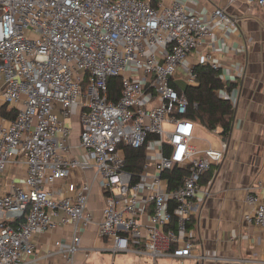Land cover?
<instances>
[{
    "label": "built area",
    "instance_id": "obj_1",
    "mask_svg": "<svg viewBox=\"0 0 264 264\" xmlns=\"http://www.w3.org/2000/svg\"><path fill=\"white\" fill-rule=\"evenodd\" d=\"M240 2L264 8V0H229ZM237 27L223 9L206 20L180 2L0 0V96L18 112L13 121L0 116V264H36L34 234L71 224L75 234L62 254L72 260L80 222L91 220V186L69 183L61 200L48 188L90 167L105 200L99 235L114 240V252L217 259L194 254L190 224L205 176L223 163L228 143L220 129L187 117L185 90L198 86L190 63L197 53L199 65L220 73L218 96L236 106L238 90L229 87L243 69L228 74L206 45L217 29ZM113 78L121 80L117 100ZM78 111L85 156L74 154L62 119ZM127 149L145 151L140 172L127 169ZM13 166L26 176L6 190L3 176ZM245 208L244 220L264 231V195L248 189Z\"/></svg>",
    "mask_w": 264,
    "mask_h": 264
},
{
    "label": "crops",
    "instance_id": "obj_2",
    "mask_svg": "<svg viewBox=\"0 0 264 264\" xmlns=\"http://www.w3.org/2000/svg\"><path fill=\"white\" fill-rule=\"evenodd\" d=\"M154 1L155 5L165 7L180 2L190 12L203 14L206 20L216 9H223L238 20L235 31L222 34L217 29L215 42L208 40L206 45V52L216 53L225 65V72L238 75L241 67L243 75L232 84L238 90V98L233 130L226 138L228 150L223 163L213 167L205 176L202 191L194 201L190 224L194 232V254L205 251L217 259L204 263L194 258L153 260L147 255L114 252V240L99 235L105 200L99 182L94 179L95 171L90 167L48 188L55 199L61 200L69 195V183L91 186L87 210L91 220L87 224L80 222V249L71 261L62 254V250L72 243L75 234L72 224L57 230L36 232L33 237L36 264H264V231L244 220L248 189L264 195V8L251 7L243 2L230 5L229 0ZM199 56L192 54L190 63L199 66ZM5 105L0 96V108ZM62 119L72 132L70 144L74 154L85 156L79 147L81 112ZM25 176V167H9L3 176L6 190H10L12 179L21 181ZM58 243L62 246L58 247Z\"/></svg>",
    "mask_w": 264,
    "mask_h": 264
},
{
    "label": "trees",
    "instance_id": "obj_3",
    "mask_svg": "<svg viewBox=\"0 0 264 264\" xmlns=\"http://www.w3.org/2000/svg\"><path fill=\"white\" fill-rule=\"evenodd\" d=\"M198 74V86L187 87L185 92L190 103L187 117L208 131L220 129V135L228 138L233 130L236 107L228 100L221 99L217 92L224 87L220 73L206 65L196 67ZM235 86L229 87L230 91ZM111 99L117 100L121 95V80L113 78L109 80ZM15 108L8 109L5 105L0 108V116L13 121L17 117ZM127 169L132 172H140L145 163V151L126 150ZM205 181V179H204Z\"/></svg>",
    "mask_w": 264,
    "mask_h": 264
},
{
    "label": "rangeland",
    "instance_id": "obj_4",
    "mask_svg": "<svg viewBox=\"0 0 264 264\" xmlns=\"http://www.w3.org/2000/svg\"><path fill=\"white\" fill-rule=\"evenodd\" d=\"M183 71H181L180 73H182ZM180 85L182 86V88H186V84L184 83V81H183V79H182V81L180 82ZM221 132V131H220ZM71 137H72V132H71ZM200 139H201V141H200V143H203V142H205L206 140H207V137L206 136H204V135H202L201 137H200Z\"/></svg>",
    "mask_w": 264,
    "mask_h": 264
},
{
    "label": "water",
    "instance_id": "obj_5",
    "mask_svg": "<svg viewBox=\"0 0 264 264\" xmlns=\"http://www.w3.org/2000/svg\"><path fill=\"white\" fill-rule=\"evenodd\" d=\"M224 141H226V139H224Z\"/></svg>",
    "mask_w": 264,
    "mask_h": 264
}]
</instances>
